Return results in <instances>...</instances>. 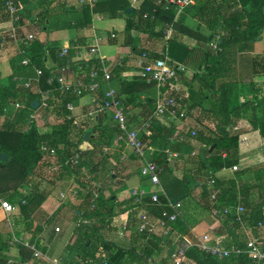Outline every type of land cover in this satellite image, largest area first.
<instances>
[{"label":"trees","instance_id":"trees-1","mask_svg":"<svg viewBox=\"0 0 264 264\" xmlns=\"http://www.w3.org/2000/svg\"><path fill=\"white\" fill-rule=\"evenodd\" d=\"M12 1L20 16L18 48L26 53L30 63L28 67L21 66L22 56L17 54L11 65L18 64L24 69L35 68L41 71L38 88L42 91L51 90L50 109L43 112V117L51 115L55 119L45 132H39L35 125L29 124L30 115L36 110L33 104L39 100L34 83L29 89H24V81L13 80L11 77L7 86L0 87V154L8 157L5 162L0 160V196L18 206L19 214L12 221L13 227L23 225L24 231L32 234V240L37 246L41 227L34 228L32 216L48 195L47 191L40 190L39 183L44 180L48 187L62 184L64 192L77 184V195L74 198L77 204L71 207L74 230L63 249L61 264H176L171 258L178 244L175 237L172 234L162 236L138 232L137 216L145 211L152 217H160L163 211L169 210L167 201L179 202L181 214L172 227L181 237L190 239L193 236L191 230L200 222L199 217L211 216L217 219L218 215L214 211L220 212L224 206L235 204V181L232 177H218L217 173L223 168L237 166L240 161V133L230 131V127L246 120L252 130L258 131L264 142V97L255 105L248 100L237 103L233 99L239 84L236 71L238 57L253 52L254 44L264 32V0H197L195 6L178 16L166 0H143L136 9H132L127 0H98L93 8L80 10L87 26H90L95 15L107 19L123 18L125 26L122 46L130 48L136 56L168 58L171 63L186 68L170 84L175 81L187 83V92H174L169 84L161 87L163 95L175 98L183 96L188 103L185 117L181 116L182 110L178 112L181 121L178 125L151 118L155 109L154 99L145 97L140 100L142 94L155 87L154 82L147 81L146 75L129 83L119 81L125 59L111 70L108 84L102 83L94 93L98 101L96 103L94 100V103L80 104L81 99L89 95L87 91L75 94L61 90L55 81L57 75L54 69L45 66L46 57L49 55L55 61L61 50H58L55 43L41 42L33 36L28 40L21 30V26L26 24L41 27L49 14L47 8L45 12L37 13L38 21L35 22L29 8L32 0ZM4 2L0 0V15L1 20L6 21L8 16L3 14ZM59 2L65 0H41L39 4L48 7ZM61 9L77 11L66 8L64 3ZM187 16L203 24L210 34L203 36L197 29L186 26ZM169 28L172 30L171 36L164 43L162 35ZM134 32L146 33L150 40L161 41L162 50L156 52L135 46L132 38ZM221 33L224 35H220L216 48L212 49L210 43L214 35ZM74 55L72 48H69L66 50V58L59 65L68 64L75 72L79 70L76 76L89 84L88 73L97 61L84 60L78 66L70 62ZM49 78L53 79L51 85L46 81ZM194 84H198V87L194 88ZM112 85L117 88V98L125 115L130 107L140 102L143 115L140 122L149 123L147 130L139 131L138 139L144 145L145 157L161 169L159 178L165 195L159 193V202L156 204L151 203L150 190L145 191L139 205L135 204L131 195L115 202L117 194L128 189L124 182L118 180L121 173L125 172L119 160L125 148V134L119 130L112 110L87 116L90 107L94 111L99 109L105 92L108 87L113 88ZM15 103H19L20 108L15 109ZM67 104L73 107L71 115L65 109ZM198 106L212 127L201 124L202 128L197 130L183 123L189 112ZM257 111L260 112L259 117ZM78 117L85 119L79 121V128L74 130L73 121ZM164 118L170 116L167 114ZM85 134H89L86 140ZM118 134H122L123 140L115 143ZM43 144H46L45 151L41 150ZM82 145L88 148L82 149ZM103 147L106 150L103 151ZM171 153H175L176 157H170ZM76 155L78 158L73 163ZM134 157V163H139V158ZM110 159H113V165H110ZM108 164L110 170L107 169ZM179 164L182 174L177 177L173 167H179ZM83 172H88L91 177L82 180ZM134 172L140 176V168L136 167ZM236 175L240 177L239 172ZM254 177L256 184L241 183L240 188L245 208L242 218L250 228L264 221V168L259 169ZM210 179L215 180L211 188L207 186ZM141 180L142 186L148 188V181ZM28 183L32 187L23 195L22 190ZM94 189L96 197L93 195ZM216 189L219 194L213 202L210 196ZM254 192L257 194L255 197ZM20 197L25 200L24 205L18 202ZM131 208L136 210L129 213ZM1 210L0 264H7L12 232L9 229L5 232L7 217ZM219 222L220 226L214 232L216 240L211 244L218 242L227 249L237 246L244 249L246 234L231 215L222 217ZM123 223H126V233L132 238L127 247L116 244L106 236L119 231ZM17 250L23 262L32 260L34 264H47L41 259L38 263V258L34 257L29 247L18 245ZM185 260L188 264H251L246 253L219 260L196 247L187 250Z\"/></svg>","mask_w":264,"mask_h":264},{"label":"crops","instance_id":"crops-1","mask_svg":"<svg viewBox=\"0 0 264 264\" xmlns=\"http://www.w3.org/2000/svg\"><path fill=\"white\" fill-rule=\"evenodd\" d=\"M40 1L41 0H32L31 4L29 5V8L32 10V19H35V22L38 21L36 19V15L41 11L45 12L48 10L49 14L41 27H36L35 25L29 24L21 26V30L24 35L27 37L33 36V38H37L41 42L50 44L55 43L58 46V50L66 51L69 48H72L75 55L72 59H70V62L75 63L78 66L84 60L94 62V56L90 55L89 50L93 41L98 40L99 54L105 58L104 61L111 67V70L120 63H123L125 59V64H122V72L119 75V81L129 83L141 76L139 69H137L134 64V58L136 55L131 52L130 48L122 46L124 41L122 31L125 26V20L123 18L106 20L101 15H95L91 19L90 26H87L80 10L74 12L62 10L61 4L64 2L52 3L48 5V7L40 6ZM127 1L129 2L132 9H136L140 6L143 0ZM3 14H6L4 8ZM188 18L189 16H187L185 19L186 26L192 29H197L200 35L208 36V34H210L209 30L203 24H199L193 18L191 19L197 22L196 25L194 27L193 25H189ZM10 25L11 23L9 21V17H7L6 21H3L1 20L0 15V87L7 86L11 77H13V80L20 78L22 81L33 79L35 77V72L33 69H24L18 64H15V66L11 65L12 60L18 54V47L15 46L7 37V31ZM146 35V33L142 34L134 32L132 36L135 41L134 45L148 50L160 52L162 50L163 43L158 40H150ZM263 38L264 32L261 36V39L254 44L253 52L244 53L238 57L236 71L239 84L237 86V93L233 98L237 101V103H242L244 100H248L253 102L255 105L259 99L264 97ZM111 41H115V43ZM158 47H160L161 50H158ZM260 62H262V65ZM60 63L61 60L57 59L54 61L49 55L45 59V66L47 68L55 69ZM78 72H75L71 68V65H68V73L70 76H76ZM115 85H112V87L117 90V85ZM197 87L198 84H194V88ZM178 88L179 91L184 93L189 90L187 83L182 81L178 82ZM156 96L157 90L156 87H153L145 94H142L140 100H144L145 97H148L154 99L155 101ZM94 100L95 103L98 102L96 94H89L81 99L80 104L86 105L90 104L92 101L94 103ZM140 106V102H137L135 105L130 107L126 113V117L129 122V128L131 129L141 128L140 120L142 119L143 115ZM191 113L192 116H187L183 121V123L189 127L198 130L202 128L201 124L209 128L213 126L211 122L204 118L202 110L199 106L194 108ZM256 115L259 117L260 112L257 111ZM43 119L44 117L42 115L41 119H38L36 123H34L36 128L38 127L37 123ZM161 122L167 124L171 122L174 125L181 123L179 120L164 117L161 118ZM235 127L238 128V132L240 133L239 138L243 140V142H239L240 161L237 165L240 177L238 178L236 175L238 172L235 174V176L241 183L254 185L257 183L254 175L259 169L264 168V142L260 138L258 131L252 130L251 126L246 120H241L239 124L235 125ZM81 148L87 149L88 146L82 145ZM119 160H121L122 163L121 167L125 168V172L121 173L119 179L120 182H124L127 185L128 189L123 193L117 194L116 200L118 201L130 196L131 189L134 187L142 188L145 191L149 190V187L144 188V186H142L143 181L141 180L140 176L134 172L136 167L140 168V162L134 163L135 157L130 148L125 146ZM170 163H172V160ZM113 164V159H110V165ZM110 165H106L108 170L111 168ZM178 166L179 167L176 168L173 167V173L175 176L178 174L181 176L182 174V171H180L181 164ZM217 176L228 178L231 177V174L229 172L220 171L217 173ZM135 182L136 185L131 186V184ZM39 184L40 190H45L48 192L46 199L32 216L34 228L36 226L41 227V233L37 237L39 244L37 246L35 245L36 242L32 240V234L24 231L23 225L12 227L13 236L18 241L8 248L7 261H12V264H34L32 260L27 262L21 261V257L19 256L17 250L18 245H23L29 247L30 249V246H32L35 251L40 253L41 256L38 258V263L41 259L47 264H61L60 260L63 249L73 234L74 221L72 219L71 207L77 204L76 199L69 197L66 199V203L61 204L59 202L58 195L64 190L62 188V184L56 185L55 187H48L46 181L44 180H42ZM256 195L257 194L255 193L254 197ZM18 214L19 210L17 206V209L15 208L14 213L10 216L11 221H13V219ZM199 218V224L195 226L191 232L196 235L210 234L211 236L215 237L214 232L219 228L220 222L211 216H203ZM56 228L59 229L58 232L55 231ZM6 230H8L7 227L5 232ZM120 230L117 232L121 234ZM258 237L264 240V234H258ZM33 249L31 250L33 251Z\"/></svg>","mask_w":264,"mask_h":264},{"label":"built area","instance_id":"built-area-1","mask_svg":"<svg viewBox=\"0 0 264 264\" xmlns=\"http://www.w3.org/2000/svg\"><path fill=\"white\" fill-rule=\"evenodd\" d=\"M197 0H166V3L169 6H172L176 11V16L185 12L186 10L195 6ZM98 3V0H65L64 4L66 8H72L73 10H81L85 7L93 8ZM4 10L6 14H8L9 21L11 23L8 31L7 37L8 39L18 47V34L17 28H19L18 22L20 20V16L18 14V8L13 4L11 0H6L4 3ZM100 19V18H98ZM171 28L165 30L163 32V41H166L171 36ZM221 34H215L210 46L212 49L216 48L217 42L220 38ZM28 40H31L30 37H26ZM89 53L91 56H94V60L97 61L96 65L91 67L90 72L88 73L89 84H86L81 77L78 76H70L68 73V64L67 65H59L54 69V73H56V80L59 88L64 91H71L75 94H80L82 91H87L89 94H94L101 86V83H106L111 79V67L105 64V58L99 54L98 48V40H94L92 46L90 47ZM18 54L22 56V60L20 65L23 67L29 66V59L26 56V53L18 48ZM59 60H63L66 58V51L61 50L57 55ZM134 64L137 69L140 71V75H146L148 82H154L157 90V96L155 100V109L151 118L161 119L165 115H169L171 119H178V112L183 111L181 114L182 117H185V113L187 112L188 103L185 102L183 96H178L177 98L172 96H165L161 93V87L166 84L171 86V89L174 92H179L178 83L172 82V80H176L180 73H184L186 68L178 63H171L168 58L164 59H153L148 58L146 55H139L134 58ZM35 72V77L33 79L24 80L22 86L24 89H29L34 83L39 93V100L36 101L38 106L36 110L30 115V125H35L38 119H41L43 112L46 109H50L49 98L51 90L42 91L38 88L39 78L41 76V71L33 68ZM19 79V80H18ZM16 80L21 81L22 79L17 78ZM52 78H49L47 81L48 85L52 84ZM14 108H20L19 103L14 104ZM66 111L71 115L73 113V107L71 104H67L65 107ZM104 110H112L114 113V120L121 132L125 134V146L132 150V153L139 158L140 160V178L146 179L151 186L152 190L149 191L151 194V203L156 204L159 202L158 194H163L164 190L161 186L159 174L161 169L154 162L148 160L145 157L144 145L138 139V133L140 130H147L149 127V123L147 121L141 122L140 129L129 128L127 125V117L123 111V107L117 98V94L115 89L108 87L105 92L104 101L100 105L97 111L89 109L87 116H94L97 112H102ZM70 116H68L69 118ZM74 130L79 128V119H74L73 121ZM230 131L237 132V127H230ZM181 139V137L179 138ZM122 134H118L115 143L122 141ZM239 142H243L241 138H239ZM46 144H43L41 147L42 151H45ZM106 150L105 147L102 149ZM170 157L175 158L176 154L171 153ZM78 156L76 155L73 159V163L76 161ZM56 170V169H55ZM239 171L238 166H231L230 168H223L221 172H229L231 174L232 179L235 181V189H236V201L234 205L224 206L220 212L214 211L215 215H218L217 220H221L222 217L231 215L234 219V222L238 223L244 233L246 234V243L244 249L237 246L230 249L222 247L218 242L211 244L213 240H216L215 237L210 234L196 235L189 239V237L183 236L181 237L176 230L172 227L173 223L179 218L181 214V204L179 202L172 203L167 201V208L169 210H165L161 213L160 217H152L147 212L142 211L138 214V232H147L155 235L167 236L172 234L175 237V240L178 241L176 249L173 250L171 254L172 260L176 264H188L185 260V254L190 247H196L198 250H201L213 257H216L219 260H223L228 258L231 255L238 256L242 253H246L251 260V264H264V240L260 237L254 235V230L264 229V221L258 222L256 226L253 228L247 227L243 221V214L245 212V208L243 206V195L240 192L241 182L235 176V174ZM215 184L214 179H210L208 181L207 186L211 188ZM31 183L27 184V187L22 190V194L26 195L27 192L31 189ZM78 185L74 184L69 187L65 192H60L59 202H64L67 198H75L77 192L75 188ZM96 190L94 189L93 195L96 197ZM146 194L145 190L139 187H134L131 189V197L134 199L135 204L139 205L142 203V197ZM219 194V190L216 189L212 192L210 199L211 201H216L217 196ZM21 205L25 204V200L22 197L17 199ZM0 208L1 211L7 217L6 227L12 232L13 223L10 219V216L14 213L15 208L17 206L0 196ZM136 208H131L128 212L132 213ZM56 232L59 229H55ZM121 234L126 233V223H123L121 226ZM181 239V240H180ZM180 240V241H179ZM18 241L15 239L12 233V239L9 242V246L14 245ZM31 249L32 246H30ZM34 257L39 258L41 256L40 253L33 249ZM7 264H12V261H7Z\"/></svg>","mask_w":264,"mask_h":264},{"label":"rangeland","instance_id":"rangeland-1","mask_svg":"<svg viewBox=\"0 0 264 264\" xmlns=\"http://www.w3.org/2000/svg\"><path fill=\"white\" fill-rule=\"evenodd\" d=\"M106 20H110V19H107V18H104ZM188 21H189V25H193V27L196 25V21H193L191 19V17L189 16L188 18ZM192 23V24H191ZM205 29V28H204ZM208 33V32H207ZM263 41H264V38H263ZM262 45L264 46V42H262ZM158 50H161L160 47H158ZM188 116H192V113L189 112V115ZM189 118V117H188ZM187 118V119H188ZM79 121L81 122V120H84L85 118L83 117H78ZM55 122V119L53 118V116L51 115H48L47 117H45L42 121H39L38 124V131L39 132H44L45 130H49V127L52 123ZM44 130V131H43ZM177 176H180L179 174ZM89 177H91V175L88 174V172H83L82 174V180H87ZM120 178V176H119ZM118 178L119 182H120V179ZM116 184V183H114ZM136 185V182L131 184V186H134ZM116 187V185H115ZM145 188V187H144ZM149 190H152L151 186H149ZM117 200H115L116 202ZM256 236H258V234H264V229H261V230H257V232L255 233ZM109 239H111L112 241H115L118 245H121V246H124V247H127L131 244L132 242V238H130V234L129 233H124L123 235H120V233L116 232V231H113L109 234L106 235Z\"/></svg>","mask_w":264,"mask_h":264},{"label":"water","instance_id":"water-1","mask_svg":"<svg viewBox=\"0 0 264 264\" xmlns=\"http://www.w3.org/2000/svg\"><path fill=\"white\" fill-rule=\"evenodd\" d=\"M37 106H38V103L37 102H34L33 108H37ZM88 136H89V134H85L84 140H86ZM7 159H8V157L6 155L0 154V160L1 161H4L5 162V161H7Z\"/></svg>","mask_w":264,"mask_h":264}]
</instances>
